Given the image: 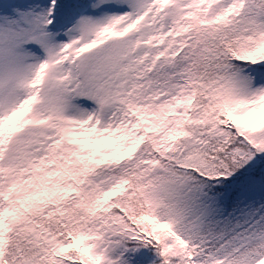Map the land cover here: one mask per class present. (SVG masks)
Returning <instances> with one entry per match:
<instances>
[{"label":"snow or ice","instance_id":"1","mask_svg":"<svg viewBox=\"0 0 264 264\" xmlns=\"http://www.w3.org/2000/svg\"><path fill=\"white\" fill-rule=\"evenodd\" d=\"M0 264H264V0H0Z\"/></svg>","mask_w":264,"mask_h":264}]
</instances>
